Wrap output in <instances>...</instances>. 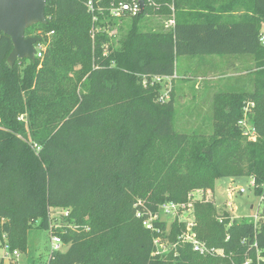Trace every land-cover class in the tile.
I'll use <instances>...</instances> for the list:
<instances>
[{
  "label": "trees",
  "instance_id": "1",
  "mask_svg": "<svg viewBox=\"0 0 264 264\" xmlns=\"http://www.w3.org/2000/svg\"><path fill=\"white\" fill-rule=\"evenodd\" d=\"M117 1L90 11L86 0H47L45 22L25 29L45 47L33 60L11 65L12 40L0 32V240L26 252L32 226L49 232L51 209L67 208L66 224L51 231L67 248L47 264H264V222L217 213L211 200L195 201L193 230L222 254L177 243L182 223L166 235L163 221H154L157 233L136 217L192 189L213 191L222 177H251L262 192L264 0H144L116 38L108 30L122 28L109 13ZM148 15L177 19L166 31L143 30ZM79 53L88 54L83 69L74 67ZM179 55L256 61L251 91L214 97L210 134L175 130L173 97L158 100L151 79L172 77ZM250 101L255 138L237 125ZM157 236L174 246L156 254Z\"/></svg>",
  "mask_w": 264,
  "mask_h": 264
},
{
  "label": "rangeland",
  "instance_id": "2",
  "mask_svg": "<svg viewBox=\"0 0 264 264\" xmlns=\"http://www.w3.org/2000/svg\"><path fill=\"white\" fill-rule=\"evenodd\" d=\"M65 9L66 8L63 2L62 10ZM121 17L118 18L119 23L122 25L120 32L117 33V27H113L108 30L110 34L116 35V38H119L126 32L128 27L127 23L130 22V17L126 15ZM176 19L177 17L175 15L167 17L161 15H148L141 20L140 27L143 30L166 31L172 27ZM218 56L221 57L222 55ZM199 57L201 56H177L175 62V72L177 74V79H175V81H172V79L170 78H163L156 82L160 85V89L158 92L159 101H167L170 98V95L173 97L174 129L180 132L197 131L207 135L210 134L213 129V111L211 110V107L210 109H205L206 107H208V105L206 104H193L191 102H185V100L192 99L195 95L192 88L197 81L196 77L198 73L204 72V69L200 67V65H198ZM87 62L88 54L79 53L75 57L74 67L75 69H83L87 65ZM182 87H184V89L187 88V90H185L187 91V93L180 92L179 89H182ZM250 179V177L246 176L222 177L215 180L213 191L192 189L190 192H188L185 201L178 202V207L175 211H173L172 214H159L160 219L166 224V235L169 233L175 223L184 224L185 226L182 230H184L189 224L194 223V203L195 201L202 198L211 200L215 205L217 213L221 214L223 212H226L238 220L246 219L249 221H253V216L256 213L258 199L253 193L252 187L249 186ZM239 187H243L245 192H239ZM138 201L142 202L141 199H138ZM157 212H159V208ZM53 215L54 216L51 223H57L61 220L60 214L59 212H57V210L54 211ZM70 226L73 225L70 224ZM49 236L50 235L47 231L37 230L35 228V225H33L32 228L28 231V237L30 239L29 250L23 253L20 252L22 260L25 263L36 262L35 264L45 261L47 259L50 247ZM159 239L160 241L157 245V248L160 251L159 255L167 253L174 246V244L171 243L170 239L167 238V236L161 237ZM66 248L67 245H64L62 247V251H64Z\"/></svg>",
  "mask_w": 264,
  "mask_h": 264
},
{
  "label": "built area",
  "instance_id": "3",
  "mask_svg": "<svg viewBox=\"0 0 264 264\" xmlns=\"http://www.w3.org/2000/svg\"><path fill=\"white\" fill-rule=\"evenodd\" d=\"M102 2V0H86V6L90 11H94L95 7H99V4ZM140 12L139 3L137 0H131V1H124L119 0L116 3H112L109 8V13L114 18H120L121 16H124L126 14L130 16H134ZM264 38L261 37V40ZM36 51L35 55L40 57L42 55V52L44 51L45 47L43 44L35 45ZM163 78H170L168 76H154L152 77V82L159 81ZM254 107V102L250 101L245 104L243 107V114L242 117L237 121V125L241 128L243 134L250 138H255L256 133L253 124L250 121L251 116V110ZM251 178V177H250ZM249 186L252 187L253 193L255 194V183L253 178L249 181ZM260 188L262 189V192L260 194H255V196L258 199L256 213L253 216V221H251L254 226H257L259 223L264 222V183L261 184ZM238 191L243 193L245 192L243 187H239ZM178 207V203L176 202H164L159 206V212H152L150 210H147V212H144L142 210L136 211V217L141 219L142 225L146 228L153 230L157 233L160 232V229L155 226L154 221H162L159 217V214L162 213L164 215H170L173 213V211L176 210ZM57 210L60 214L61 220L57 223H51L50 224V230H49V241H50V247H49V253L53 251H62V247L64 246L63 242L61 241L60 237L58 235L52 234L51 231L54 228L62 227L66 223H64L63 219L65 217H68L69 215V209L67 208H55L51 209L50 217L51 222L53 219V213ZM146 214V215H145ZM194 217V215H193ZM63 222V223H62ZM70 226V225H69ZM194 223L189 224L184 230H182L178 236H177V243H189L192 247V250L199 253V254H207V253H218L221 254V250H216L213 248H209L206 246V244L202 241H200L193 230ZM161 238L160 236H157L154 238V244L158 245ZM3 241L0 240V248L2 250V259L8 260L10 263H14L15 260L20 256V251L18 249H10L9 244L5 239V235H3ZM48 253V254H49ZM156 254H159L160 251L158 248H156L155 251ZM48 258V256H47ZM47 261V259H46ZM44 261L42 264H47V262ZM244 264H247L245 262Z\"/></svg>",
  "mask_w": 264,
  "mask_h": 264
},
{
  "label": "crops",
  "instance_id": "4",
  "mask_svg": "<svg viewBox=\"0 0 264 264\" xmlns=\"http://www.w3.org/2000/svg\"><path fill=\"white\" fill-rule=\"evenodd\" d=\"M263 28L264 22L261 24L262 37L264 38ZM263 40L261 41L263 42ZM198 60V65L204 69V72L198 73L196 77L197 81L192 88L195 95L192 99H188L189 101L185 100V102H191L193 104L203 103L208 105L205 109H210L211 107L212 110L214 97L218 93L237 92L241 90L251 91L253 89L254 73L258 69L255 67L256 61L253 55H222L221 57L218 55H205L199 57ZM176 75L175 72L170 79L175 81V79H177ZM179 90L181 93H187V91H185L187 88L184 89V87H182V89ZM29 245L27 250H29ZM0 262L1 264H35L33 262L25 263L22 260L21 253L14 263H10L8 260L2 259L1 248Z\"/></svg>",
  "mask_w": 264,
  "mask_h": 264
},
{
  "label": "water",
  "instance_id": "5",
  "mask_svg": "<svg viewBox=\"0 0 264 264\" xmlns=\"http://www.w3.org/2000/svg\"><path fill=\"white\" fill-rule=\"evenodd\" d=\"M47 0H0V32L8 35L13 48L8 56L12 65L18 58L35 57V45L39 37L25 36L26 27L34 23L45 22V5ZM140 12L144 8V0H137Z\"/></svg>",
  "mask_w": 264,
  "mask_h": 264
}]
</instances>
